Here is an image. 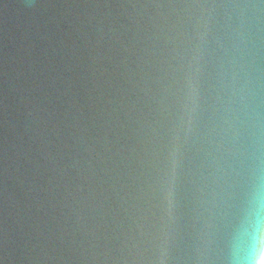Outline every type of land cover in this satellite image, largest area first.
Here are the masks:
<instances>
[{
	"label": "water",
	"instance_id": "water-1",
	"mask_svg": "<svg viewBox=\"0 0 264 264\" xmlns=\"http://www.w3.org/2000/svg\"><path fill=\"white\" fill-rule=\"evenodd\" d=\"M264 264V0H0V264Z\"/></svg>",
	"mask_w": 264,
	"mask_h": 264
},
{
	"label": "clouds",
	"instance_id": "clouds-1",
	"mask_svg": "<svg viewBox=\"0 0 264 264\" xmlns=\"http://www.w3.org/2000/svg\"><path fill=\"white\" fill-rule=\"evenodd\" d=\"M257 264H260V262H257Z\"/></svg>",
	"mask_w": 264,
	"mask_h": 264
}]
</instances>
